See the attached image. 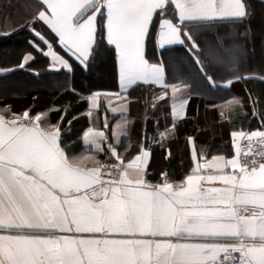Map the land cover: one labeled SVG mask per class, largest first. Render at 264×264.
<instances>
[{"label":"snow or ice","instance_id":"snow-or-ice-1","mask_svg":"<svg viewBox=\"0 0 264 264\" xmlns=\"http://www.w3.org/2000/svg\"><path fill=\"white\" fill-rule=\"evenodd\" d=\"M30 4L19 28L33 38L15 69L59 82L90 120L106 100L108 131L83 130L90 155L75 157L62 138L66 110L53 106L56 121L43 109L0 111V264H264V67H250L258 54L264 63V0ZM176 48L187 67L166 58ZM98 63L110 67V89L93 83ZM218 81L245 85L246 99H233L258 127L230 131L231 155L213 154L188 135L184 178L176 182L164 169L155 178L152 145L169 160L165 140L176 139L189 118L196 86L218 88ZM136 89L147 95L134 96ZM133 103L143 104L145 119L139 147L125 155ZM161 109L171 119L162 130ZM87 159L93 167L78 162Z\"/></svg>","mask_w":264,"mask_h":264},{"label":"trees","instance_id":"trees-1","mask_svg":"<svg viewBox=\"0 0 264 264\" xmlns=\"http://www.w3.org/2000/svg\"><path fill=\"white\" fill-rule=\"evenodd\" d=\"M2 4H0L2 8H8L6 3ZM26 41V37L18 36L16 34L0 40V58L7 62L20 58L17 54L20 55L24 49L27 48ZM8 48L12 49V53L15 54H5L4 52ZM166 58L177 64H183L185 67L188 66L185 54L183 53V50L179 48L167 52ZM43 59V57L38 58L41 63L37 64V67L42 65ZM101 65L102 63H98L94 72H99ZM250 67L254 72H259L260 69L264 67V63H262L259 54L252 61ZM92 80L94 85H96L97 81L94 79ZM53 81L57 82L55 80ZM7 82L26 84L30 88H27L28 90L25 89L21 93H12L13 86L8 87L5 94H0V100H2L0 106H11V109L15 112H20L22 109H27L30 106H33L32 109L43 110H46L51 106H58L60 111H65L67 108V115L63 126H65L67 121L74 116L75 118L85 117L84 115H80L85 111V104L83 102L75 101L70 93L63 91V89L60 88L59 84L56 88H51V79L49 78L36 79L30 73L15 71L6 77L0 78V84H5ZM79 83L80 79L77 77V86H79ZM218 83L221 85L218 88H205L199 84L196 86V94L192 96L190 101V118L186 119L179 125V138L176 140L174 139L171 142L172 156L169 160L165 161L166 170L171 174V178L180 176L188 164L186 136H195L198 146H203L205 143H208L210 151L213 153L214 151H218V149L220 150L224 148L225 141L228 139L229 130L238 129L240 127L245 129L258 127L256 120H248L244 118V113L240 111V105L235 102V99H233H246L245 85L242 82H236L231 87H226L222 81H218ZM248 87L254 90H259L261 85L258 83H250ZM33 97H36L37 100L34 101ZM213 104L216 105L215 108L209 107V105ZM250 111L251 110L249 109V112ZM221 112H223V116L220 115ZM51 113L53 121H56L60 112L56 110ZM73 122L74 130L69 134L66 133L65 140L68 144L73 142L74 146H76L79 143L78 134L81 128L88 125L84 126L85 122L83 119H74ZM135 132L138 137L139 125H137Z\"/></svg>","mask_w":264,"mask_h":264},{"label":"crops","instance_id":"crops-1","mask_svg":"<svg viewBox=\"0 0 264 264\" xmlns=\"http://www.w3.org/2000/svg\"><path fill=\"white\" fill-rule=\"evenodd\" d=\"M2 3L3 4L6 3V6L8 8L5 9V8H2L0 6L1 7V10H0V13H1V15H0V40L10 37L11 35L9 36L8 33H13V34H16V35L22 36V37L24 36V37H26V40H27L26 46L28 48L29 47L28 41L30 39H32L33 37L25 28H19V25H20V22L25 19V17L28 15L29 11L31 10L30 0H0V4H2ZM13 25H16L17 28H14ZM17 29H19V30H17ZM24 51H25V49H24ZM24 51L20 55L19 54H17V55L21 58ZM4 53L7 55H14L15 54V53H12V49H10V48L6 49ZM36 57L38 59L39 57H42V56L37 52ZM20 58L14 60V61H8V62L3 61L0 58V73H3L4 69H8V73L7 74H0V78L6 77L15 71H24L26 73H30L33 75V73L29 72L28 70L15 69V65L20 60ZM109 68H110L109 66H107V65L103 66V64H102L99 72L103 71L104 69L108 70ZM99 81H97L96 83L98 84ZM111 83H108V85L104 84L102 86H98V85H95V86L99 89H102V90L106 89V88L110 89ZM132 94L134 96L147 95L146 93L143 92L142 89H136L135 91H133ZM1 102H2V100H0V103ZM106 104H107V101L102 100V107L100 109L99 115L97 116V113L94 112L93 118H91V120L85 114H83L84 112L80 115H84L85 117L75 118V119H83V121L85 122L84 126L88 125V126L81 128V130L78 134L79 143L76 146H74L73 142L71 144H68V142L65 140L66 133L69 134L74 130L73 129L74 119L73 118L70 119L72 121L70 126L68 124H66L64 126L66 131H64L62 133L63 143H64V145L67 146L66 150L70 155L75 156V157H80L82 155H90V153L86 151V146L82 142V132H83V130H86L87 127H95V128L103 129V123H104V119H105L104 107L106 106ZM113 104L118 106L119 101L114 100ZM5 107H7V106H0V111H2ZM28 108H33V106H30ZM50 108H51V112L56 111V107L51 106ZM48 109L49 108H47L45 110L46 114H50V117L52 119V113L51 112L47 113ZM223 109H224V107H223ZM23 110H25V109H22L20 112H22ZM166 111H167V109H161L159 112L156 113V117L159 118V121H160L161 130L164 128V126L166 124H170V122H171L170 117L166 118V116L164 115V113ZM188 114H189V118H190V105L188 108ZM106 115H107L109 122L111 123L113 121V114L109 110ZM129 118L131 121H134V126L131 128V132L128 136L121 138L123 141V146L120 149L121 152H124L125 148L128 149L127 152H125V155H130L131 153L135 152L137 150V148L139 147V144L141 141V126H142L144 119H145V111H144V106L142 103H133L131 105V111L129 114ZM137 125H139V133H138L139 136L138 137H137V133L135 132ZM113 127H115L114 124H113ZM147 127H148L149 133H151L152 129H153L152 123L149 122ZM103 130L108 131L106 129H103ZM230 131L231 130H229V132H228V139L225 141L224 148H222L220 150L218 149V151H214L213 154H216V153H222L225 155H231L232 154L231 141H230V136H229ZM178 138H179V133L177 134L176 139H178ZM186 139H187V136H186ZM171 142L165 140V144L170 143V147H171ZM197 145H198V142H197ZM205 145H209V144L205 143ZM152 148H153V157H152V162H151V169H152L153 176L155 178H158V173L160 172V170L161 169L166 170V167H165V161L166 160H164V158H163L164 157V151L160 148L159 145L154 144V145H152ZM97 158L102 160V161L105 160V157L103 156V154H99L97 156ZM78 162L81 163L82 167L91 168L94 166V161L91 159L78 161ZM189 164H190V156H189V152H188V164H187V166L185 167V169L183 170V172L180 176L177 175L178 177L175 176L172 179L176 182H179L180 180H182L188 171Z\"/></svg>","mask_w":264,"mask_h":264},{"label":"rangeland","instance_id":"rangeland-1","mask_svg":"<svg viewBox=\"0 0 264 264\" xmlns=\"http://www.w3.org/2000/svg\"><path fill=\"white\" fill-rule=\"evenodd\" d=\"M103 66H105V64H103ZM92 79H94L95 81H99L98 86H102L104 84L108 85V83H111V70L110 68L104 69L101 72H94L93 73V77ZM50 87L51 88H56V86L59 84L57 82H54L53 80H51L50 82ZM13 86V92L12 93H21L22 91H24L27 88H30L28 85L26 84H18V83H13V82H7L5 84H0V94H5L6 93V89L8 87ZM28 90V89H27ZM48 90V89H47ZM2 104V103H1Z\"/></svg>","mask_w":264,"mask_h":264},{"label":"built area","instance_id":"built-area-1","mask_svg":"<svg viewBox=\"0 0 264 264\" xmlns=\"http://www.w3.org/2000/svg\"><path fill=\"white\" fill-rule=\"evenodd\" d=\"M241 145H242V148L246 149L247 144H246L245 141H242V142H241ZM259 147H260V145H256V144H254V148L259 149Z\"/></svg>","mask_w":264,"mask_h":264}]
</instances>
